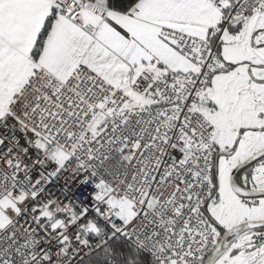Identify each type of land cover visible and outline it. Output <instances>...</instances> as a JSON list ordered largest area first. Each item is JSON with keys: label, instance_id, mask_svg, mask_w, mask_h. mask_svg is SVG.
Here are the masks:
<instances>
[{"label": "snow or ice", "instance_id": "snow-or-ice-1", "mask_svg": "<svg viewBox=\"0 0 264 264\" xmlns=\"http://www.w3.org/2000/svg\"><path fill=\"white\" fill-rule=\"evenodd\" d=\"M0 264H264V0H0Z\"/></svg>", "mask_w": 264, "mask_h": 264}]
</instances>
